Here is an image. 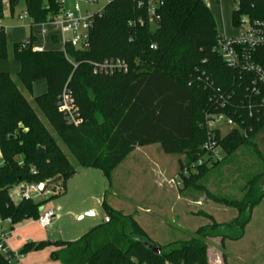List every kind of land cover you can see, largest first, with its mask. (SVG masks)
I'll use <instances>...</instances> for the list:
<instances>
[{
	"label": "trees",
	"instance_id": "16d2710c",
	"mask_svg": "<svg viewBox=\"0 0 264 264\" xmlns=\"http://www.w3.org/2000/svg\"><path fill=\"white\" fill-rule=\"evenodd\" d=\"M147 1L109 0L89 17L87 42L81 50L70 45L64 51L57 49L59 37L51 33V49L32 52L17 42L11 44L10 57L19 65L17 81L27 94L32 95L34 83L45 84V92L34 96L32 103L79 167L99 170L110 186L112 172L131 152L158 145L165 155L185 156L183 162L179 160L178 178L188 188L196 177L222 162L204 160L197 165L209 137L224 159L241 146H256V137L264 134V82L255 83L254 75L223 63L216 51L221 36L203 0H162L156 10L158 20L148 17ZM17 4L8 0L9 11ZM24 4L32 27L63 11L57 0H24ZM4 9L0 1V19ZM240 16L264 19V0H238L232 12L234 28ZM138 19L142 25L128 26ZM29 41L35 43L36 38L31 35ZM7 58L8 45L1 34L0 62ZM109 59L124 61L127 73H92V64ZM251 61L264 71V49L253 51ZM63 90L79 115L77 127L68 125L57 107ZM211 115H224L237 127L225 134L210 131L206 122ZM0 155V220H9L7 232H12L25 222L36 221L47 201L14 203L10 188L43 183L48 190L63 185L75 171L16 83L2 72ZM184 169L187 175H182ZM59 177L55 186L47 185ZM259 180L256 175L247 182L239 201L216 200L236 211L230 222L217 224L208 216L210 224L199 228L195 237L159 256L144 245L153 244L131 216L103 201L101 210L108 220L75 242H53L55 250L49 258L59 264H208L207 239L224 242L243 237L253 208L264 197ZM47 245L27 243L17 255ZM13 258L10 252L0 253V264H11Z\"/></svg>",
	"mask_w": 264,
	"mask_h": 264
},
{
	"label": "rangeland",
	"instance_id": "374dc122",
	"mask_svg": "<svg viewBox=\"0 0 264 264\" xmlns=\"http://www.w3.org/2000/svg\"><path fill=\"white\" fill-rule=\"evenodd\" d=\"M0 1L5 7L0 22L11 26V29L15 28L7 33L8 58L0 62V72L8 74L16 83L75 171L63 185L49 188L50 192L45 195L44 200L47 202L40 210L55 211L56 217L51 226L47 231H42L31 222V232L45 234V243L75 242L90 229L108 220L101 210V203L105 201L114 211L126 217L131 216L142 228L145 239L166 253L178 242L195 237L199 228L209 225L208 216L217 224L228 223L236 217L234 209L217 201H239L252 177L260 175L259 182L264 180V134L256 137L255 147L241 146L225 159L220 154L222 162L196 177L188 188H183L182 184L176 187L174 184L180 181L179 160L183 162L185 156L165 155L158 145L136 148L112 172L108 186L99 170L84 169L76 164L32 103V98L38 95V89H43L44 85L36 84L32 95H29L18 83L19 65L10 55L11 44L22 38L19 27L27 25V22L17 20L25 12V4L24 0H17L18 4L11 12L7 7L8 0ZM57 1L62 3L64 10H67L70 2L82 4V0ZM108 1L97 0V4L87 7L88 14L92 15ZM232 5L236 9L235 0H232ZM150 28L154 29L152 22ZM219 129L223 134L230 130L223 127ZM205 244L209 264H264V197L253 208L240 240L220 243L219 238H211ZM53 248L47 245L36 253L19 255L18 261L12 260L11 264H59L49 260V252Z\"/></svg>",
	"mask_w": 264,
	"mask_h": 264
},
{
	"label": "built area",
	"instance_id": "2783aa9c",
	"mask_svg": "<svg viewBox=\"0 0 264 264\" xmlns=\"http://www.w3.org/2000/svg\"><path fill=\"white\" fill-rule=\"evenodd\" d=\"M87 3H93V0H84ZM237 3L238 0H235ZM62 5V3H61ZM162 5V0H148L147 1V15L151 20H158L156 10ZM63 6V5H62ZM142 4L138 3V7ZM18 21L29 20L26 12L17 17ZM142 25V21L138 19L135 22H129L128 26ZM91 25L89 16L81 12L78 3H74L72 8L67 11H62V14L57 17H52L47 23L40 25L39 36H46L48 33L56 34L59 37L62 51L66 45H70L75 49H83L87 42V32ZM235 29L237 36L234 38L221 37L217 41V54L223 63L230 69L241 72H246L254 75L255 83L264 82V71L256 66L251 61V54L257 49H264V19H251L248 16H240ZM6 27L0 22V35H5ZM23 48L29 47L32 52L41 53L45 49L41 46L30 43L29 38L21 42ZM154 48V47H153ZM92 73L94 75L112 76L114 74H126L128 65L119 59H109L101 63L91 65ZM57 107L62 112L66 123L68 125L77 127L79 124V115L74 109L72 99L66 90H63L61 96L57 101ZM207 128L211 130H218L219 128H229L230 130L236 128L235 123L226 118L224 115H211L207 117ZM211 125V127H210ZM229 130V131H230ZM204 157L197 163L200 166L204 160H209L210 164L221 159V151L219 146L213 141L212 137L201 147ZM188 170H182V175H187ZM173 183V182H172ZM176 187L181 185L180 181L174 183ZM50 192L45 188V184L39 183L37 185L20 184L18 197L20 200H44L45 195ZM55 211L45 210L39 214L36 223L43 229L48 230L52 221L55 219ZM9 224V220L5 221ZM11 232H0V253L6 254L4 244L6 238Z\"/></svg>",
	"mask_w": 264,
	"mask_h": 264
},
{
	"label": "crops",
	"instance_id": "0c3cea01",
	"mask_svg": "<svg viewBox=\"0 0 264 264\" xmlns=\"http://www.w3.org/2000/svg\"><path fill=\"white\" fill-rule=\"evenodd\" d=\"M203 1L205 2L206 6L210 10V12L214 18L219 36L224 37V38L236 37L238 34L237 30L232 26V12L234 11V8L232 5V0H203ZM75 3H78V2H75ZM73 4H74V2L73 3L70 2L69 6H67L66 9L70 10L72 8ZM94 4H97V0H93V3H87L86 1L82 0V4H79V6L81 8V12L84 15L90 17V16L98 13L104 7L103 6L101 9L96 10L92 15H89L87 7L93 6ZM67 10L63 9V11H67ZM20 22H27V25H22L19 27V31H21V33H22V38L17 41L18 43H20L24 40H27L31 35H33L36 38L35 45L41 46L45 50L52 48V46H51L52 43L50 42V34L51 33H48L44 37L39 36L38 32L40 31V26H33L32 27L29 20L20 21ZM2 25H4L6 27V33H5V37H6L7 33L11 29V26H8L6 24H2ZM26 29L28 30L27 35H25ZM12 30L14 31L15 28H12L11 31ZM17 42H15V43H17ZM56 48L62 50L61 46H60V48L59 47H56ZM38 83L39 84L42 83L44 85V87H43V89H38V95L37 96H39L45 92V84L43 82H38ZM38 83H34L32 85V92H33L36 84H38ZM38 86H39L38 88H40V85H38ZM1 166H2V158L0 155V167ZM55 185H53V186H55ZM19 187H20V185H17V186L10 188V190H9L10 198L14 203H17L18 201H20V199L18 197ZM49 210H52V209H49ZM43 211H45V210H39V214H41ZM31 222H34V224L39 229H41L37 225L36 221L25 222V223L21 224L20 226H18L16 229H14L10 233V235L6 238L4 247H5L6 251H8L14 255V258L12 260L18 261L17 260V256H18L17 253L21 250V248L25 244H27V243H40V242H44V240L46 239L45 234H36V233L31 232V229H30ZM7 230H8V224L6 222H2L0 220V232H7ZM41 230L47 231V230H43V229H41ZM219 241H220V239H219ZM220 243H223V242L220 241ZM54 250H55V248H53V250L50 249L49 256H50V253ZM33 253H36V252H33ZM207 258H208V248H207ZM49 260H50V258H49ZM208 264H209V260H208Z\"/></svg>",
	"mask_w": 264,
	"mask_h": 264
},
{
	"label": "water",
	"instance_id": "95a60500",
	"mask_svg": "<svg viewBox=\"0 0 264 264\" xmlns=\"http://www.w3.org/2000/svg\"><path fill=\"white\" fill-rule=\"evenodd\" d=\"M61 181V178L59 177V178H57V179H55V180H53V181H51V182H49L47 185L48 186H53V185H55V184H57V183H59ZM260 188H261V190L262 191H264V180H262L261 181V183H260ZM107 221V220H106ZM48 245H52L53 244V242H48L47 243ZM146 247H148L155 255H157V256H159L160 255V253H161V251H160V249H159V247H157L156 245H149V244H144Z\"/></svg>",
	"mask_w": 264,
	"mask_h": 264
}]
</instances>
